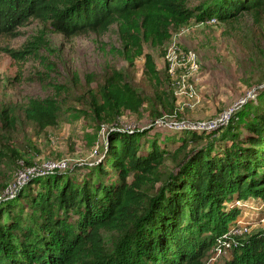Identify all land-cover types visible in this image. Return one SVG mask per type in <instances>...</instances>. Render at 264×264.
<instances>
[{"label": "trees", "instance_id": "16d2710c", "mask_svg": "<svg viewBox=\"0 0 264 264\" xmlns=\"http://www.w3.org/2000/svg\"><path fill=\"white\" fill-rule=\"evenodd\" d=\"M191 1L0 0V36L31 18L66 38L87 31L101 35L115 25L120 45L111 54L130 68L142 59V77L155 99L166 102L168 78H161L144 45L163 58L173 34L192 21L231 23L249 12L257 22L264 15V0H200L194 6ZM84 78L76 94L60 87L52 97L0 110V172L3 161L21 158L5 133L23 121L42 133L57 126L64 106L80 105L86 112H73L110 125L147 103L110 64ZM259 94L260 102L243 106L241 119L234 115L218 138L170 131L184 135L168 155L174 160L168 171L169 147L158 135L108 129L103 161L86 168L80 181L53 173L30 180L14 198L0 199V264H202L213 246L227 240L231 257L224 264H264V229L222 238L239 214L235 203L249 197L264 203V88ZM205 136L206 144L187 149L189 137L195 142ZM107 232L115 235L111 244Z\"/></svg>", "mask_w": 264, "mask_h": 264}, {"label": "rangeland", "instance_id": "374dc122", "mask_svg": "<svg viewBox=\"0 0 264 264\" xmlns=\"http://www.w3.org/2000/svg\"><path fill=\"white\" fill-rule=\"evenodd\" d=\"M199 1L192 0L191 6ZM253 17V13L246 12L234 22L216 25L192 21L173 34L166 48L176 46L190 51L198 63V70L186 78L196 92V97L188 101L174 93L170 79L164 85L168 95L166 102L156 100L154 89L142 77L143 60L138 59L130 68L121 58L111 54V50L120 45L115 25L101 35L87 31L66 38L54 32L48 22L31 18L17 26L10 35L0 36V110L9 104L22 106L31 99L52 97L60 87L76 94L85 84V75H100L106 64L123 73L147 99L138 113L124 112L110 125L75 113L86 110L73 105L71 110H64V106L57 126L47 131L39 133L32 124L23 121L15 130L6 132L5 137L20 152L21 158L10 157L3 161L0 199H4L13 187L18 173L31 165L28 163L65 159L68 162L65 173L80 181L86 168L103 161L108 129L145 130L149 137L158 135L160 142L165 141V146L169 147L164 169L170 170L174 160L168 155L181 143L184 134L167 130L165 125L168 122H208L238 100L247 98L244 107H253L260 102L259 91L264 88V15L261 14L257 22ZM14 51L19 54L14 56ZM144 52L152 55L161 78L166 79L159 50L144 45ZM74 75H77L76 80ZM240 111L235 114L237 120L241 119ZM235 116L231 117L229 124ZM243 127L240 133L245 135ZM226 128L207 131V135L218 138ZM207 139L205 136L192 142L189 137L187 149L201 147ZM143 140L145 137L141 142ZM235 204L239 214L222 238L240 237L264 229V203L261 199L249 197ZM22 213L26 215L28 208L24 207ZM105 237L108 244L115 241L111 232L105 233ZM229 244L227 240L219 244L220 248L213 246L202 264H224L231 257Z\"/></svg>", "mask_w": 264, "mask_h": 264}, {"label": "built area", "instance_id": "2783aa9c", "mask_svg": "<svg viewBox=\"0 0 264 264\" xmlns=\"http://www.w3.org/2000/svg\"><path fill=\"white\" fill-rule=\"evenodd\" d=\"M205 23L209 25H216L217 20L215 18H211ZM162 62L167 78L172 81V86L175 91L174 93L180 97H185L187 100L195 98L196 92L192 89L191 85H188L186 78L190 77L198 70L196 56L190 51L181 50L180 48L173 46L165 49ZM246 99L238 100L237 102L230 104L229 107L222 110L219 115L208 122L190 123L183 121H170L165 125L166 129L174 132L182 130L209 132L226 127L229 124L231 117L241 110L246 102ZM67 170L68 162L65 159L46 160L40 164L31 163V165L26 166L18 173L13 187L9 189L5 198L14 197L17 194V191L23 188L26 183L32 179L47 176L53 173H63Z\"/></svg>", "mask_w": 264, "mask_h": 264}, {"label": "crops", "instance_id": "0c3cea01", "mask_svg": "<svg viewBox=\"0 0 264 264\" xmlns=\"http://www.w3.org/2000/svg\"><path fill=\"white\" fill-rule=\"evenodd\" d=\"M181 98V97H180ZM186 101H188L187 99H186Z\"/></svg>", "mask_w": 264, "mask_h": 264}]
</instances>
